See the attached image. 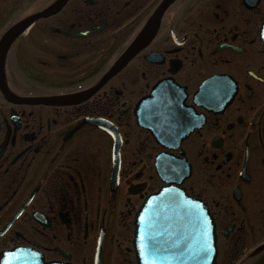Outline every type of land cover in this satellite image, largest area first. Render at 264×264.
<instances>
[{
  "label": "flooded vegetation",
  "instance_id": "flooded-vegetation-1",
  "mask_svg": "<svg viewBox=\"0 0 264 264\" xmlns=\"http://www.w3.org/2000/svg\"><path fill=\"white\" fill-rule=\"evenodd\" d=\"M58 1L0 0V41ZM164 1L67 0L0 58V264H139L135 216L165 185L163 152L191 165L180 187L214 217L217 264H264V0H173L108 76ZM167 79L186 105L160 127L176 149L135 113Z\"/></svg>",
  "mask_w": 264,
  "mask_h": 264
},
{
  "label": "water",
  "instance_id": "water-1",
  "mask_svg": "<svg viewBox=\"0 0 264 264\" xmlns=\"http://www.w3.org/2000/svg\"><path fill=\"white\" fill-rule=\"evenodd\" d=\"M66 1L59 0L48 10L15 24L0 41V58L4 56L11 41L29 24L40 17L57 11ZM172 1L165 0L161 4L160 9L152 17L150 24L142 30L108 76L119 71L141 50L156 30L160 15ZM209 81L202 84L199 91L201 95L207 93ZM167 83L165 81L158 83L153 88L152 93L143 98L136 108L138 123L149 127L161 143L166 140L162 135L163 130L165 132L170 130L169 125L176 121L181 107L180 99L176 97V92L177 90L180 91V86L174 82ZM6 93L12 96L8 91ZM181 102H183V99ZM148 107L155 109L154 112L149 114L150 118L162 119L158 124L156 122L149 125L146 120V116L142 112ZM90 121L108 129L112 134L116 133L115 128H112L113 126L110 124L107 125L98 119H90ZM161 125L165 127L163 130L160 128ZM168 140L175 141L176 138L169 137ZM166 146L176 148L175 145ZM117 149L118 157L119 147ZM156 167L161 178L169 185L150 195L137 213L134 244L139 264H216L218 254L217 236L212 214L203 200L188 196L181 188L174 185L175 182L181 183L184 178L190 175V163L185 158H177L163 153L158 156ZM175 174H178L179 179L174 178ZM149 240L155 242L158 252L154 255L142 257L141 248Z\"/></svg>",
  "mask_w": 264,
  "mask_h": 264
},
{
  "label": "snow or ice",
  "instance_id": "snow-or-ice-1",
  "mask_svg": "<svg viewBox=\"0 0 264 264\" xmlns=\"http://www.w3.org/2000/svg\"><path fill=\"white\" fill-rule=\"evenodd\" d=\"M144 239V237H142ZM158 252V248L154 241H147L141 248V256L154 255Z\"/></svg>",
  "mask_w": 264,
  "mask_h": 264
}]
</instances>
